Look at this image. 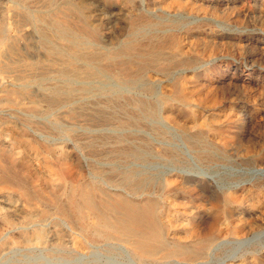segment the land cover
Segmentation results:
<instances>
[{"label": "rangeland", "instance_id": "374dc122", "mask_svg": "<svg viewBox=\"0 0 264 264\" xmlns=\"http://www.w3.org/2000/svg\"><path fill=\"white\" fill-rule=\"evenodd\" d=\"M0 176V264H173L120 250L104 227L122 221L119 194L154 201L170 242L222 243L193 264H264V0H0ZM183 209L193 236L171 239L166 216Z\"/></svg>", "mask_w": 264, "mask_h": 264}, {"label": "bare ground", "instance_id": "6f19581e", "mask_svg": "<svg viewBox=\"0 0 264 264\" xmlns=\"http://www.w3.org/2000/svg\"><path fill=\"white\" fill-rule=\"evenodd\" d=\"M40 1V0H39ZM54 1V0H53ZM91 1V0H90ZM159 1V0H158ZM37 3V2H36ZM176 3V2H175ZM13 4V3H12ZM29 4V3H28ZM101 4V2H100ZM103 4V3H102ZM98 5V4H97ZM17 6H20V5H17ZM41 6V4H40ZM68 6V5H67ZM23 7V6H22ZM43 7V6H42ZM52 7V6H51ZM72 7V6H71ZM111 7V6H110ZM181 7V6H180ZM21 8V6H20ZM175 8V7H174ZM190 8V7H188ZM50 9V8H49ZM76 9V8H75ZM111 9V8H110ZM158 9V8H157ZM160 9V8H159ZM168 9V8H167ZM103 10V8H102ZM105 10V8H104ZM170 10V9H168ZM191 10V9H189ZM34 11V10H33ZM37 11V10H36ZM52 11V10H51ZM172 11V10H171ZM187 11V10H186ZM92 12V11H91ZM164 12V11H163ZM173 12V11H172ZM176 12V11H175ZM183 13V12H182ZM185 13V12H184ZM174 14V13H173ZM193 14V13H192ZM20 15V14H19ZM82 15V14H81ZM164 15V14H163ZM185 15V14H183ZM190 15V13H189ZM155 16V14H154ZM162 16V15H161ZM178 16V15H177ZM9 17V16H8ZM153 17V16H152ZM181 17V16H180ZM13 18V17H12ZM88 18V17H87ZM160 18V17H159ZM164 18V17H163ZM172 18V17H171ZM177 18V17H176ZM16 19V18H15ZM20 19V18H19ZM39 19V18H38ZM90 19V18H89ZM169 19V18H168ZM174 19V17H173ZM25 20V19H23ZM22 20V21H23ZM91 20V19H90ZM140 20V19H139ZM146 19H144L143 21H145ZM170 20V19H169ZM11 21V20H10ZM13 21V20H12ZM176 21V20H175ZM174 21V22H175ZM26 22V21H25ZM41 22V21H40ZM108 22V21H107ZM140 22V21H139ZM138 22V23H139ZM152 22V21H151ZM163 22V21H162ZM161 22V23H162ZM16 23V22H15ZM30 23V22H29ZM137 23V22H135ZM160 23V22H159ZM11 24V23H10ZM28 24V23H27ZM31 24V23H30ZM46 24V23H45ZM126 24V23H125ZM157 24V23H156ZM163 24V23H162ZM172 24V23H171ZM106 25V24H105ZM181 25V24H180ZM28 26V25H26ZM151 26V25H150ZM50 27V26H49ZM93 27V26H92ZM157 27V26H156ZM127 28V27H126ZM143 28V27H142ZM152 28V27H151ZM168 28V27H167ZM25 29V28H24ZM70 29V28H69ZM93 29V28H92ZM175 30V29H174ZM137 31V30H135ZM143 31V29H142ZM151 31V30H150ZM23 32V31H22ZM35 32V31H33ZM63 32V31H62ZM166 32V31H165ZM36 33H37V30H36ZM42 33V32H41ZM55 33V32H54ZM139 33V32H138ZM19 34V33H18ZM161 34V33H160ZM70 35V34H69ZM129 35V34H128ZM133 35V34H132ZM145 35V34H144ZM42 36L44 37V35L42 34ZM80 36V34H79ZM59 37V36H58ZM63 37H68V34L66 33H63ZM39 38V37H38ZM47 38V37H46ZM88 38V37H87ZM147 38V37H146ZM155 39V38H154ZM49 40V39H48ZM145 40V39H144ZM167 40V39H166ZM169 40V39H168ZM185 40V39H184ZM37 41V40H36ZM69 41V40H68ZM75 41V40H74ZM123 41V40H122ZM148 41V40H147ZM164 42V40H163ZM73 43V42H72ZM87 43V42H86ZM171 44V43H170ZM206 44V43H205ZM142 45V44H141ZM162 45V44H161ZM169 45V44H168ZM181 45V44H180ZM186 45V44H185ZM184 45V46H185ZM2 46V44H1ZM80 46V45H79ZM139 46V45H138ZM141 47V46H140ZM150 47V46H149ZM160 47V46H159ZM187 47V46H186ZM185 47V48H186ZM26 48V47H25ZM46 48V47H45ZM90 48V47H89ZM144 48V47H143ZM142 48V50H143ZM156 48V47H155ZM159 49V48H158ZM197 49V48H196ZM59 50V48H58ZM138 50V49H137ZM170 50V49H169ZM6 51V50H5ZM47 51V50H46ZM109 51V50H108ZM147 51V49H146ZM172 51V50H171ZM16 52V51H15ZM51 54H53L54 52V49H51L49 51ZM39 53V52H38ZM175 53V52H174ZM28 54V52H27ZM25 55V54H24ZM45 55V54H44ZM193 55V53H192ZM178 56V55H177ZM191 56V55H189ZM117 59V58H116ZM126 59V58H125ZM33 60V59H32ZM100 62V61H99ZM77 63V62H76ZM117 63V62H116ZM110 64V63H109ZM22 65V63H21ZM25 65V64H24ZM92 65V64H91ZM55 66V65H54ZM66 66V65H65ZM42 67V66H41ZM67 67V66H66ZM98 67V66H97ZM4 68V67H3ZM56 68V67H55ZM61 68V66L59 67ZM99 68V67H98ZM138 69V68H137ZM70 70V69H69ZM179 71V70H178ZM104 72V71H103ZM127 72V71H126ZM176 72V71H175ZM43 73V72H42ZM48 73V72H47ZM3 74V73H2ZM8 74V73H7ZM37 74V73H36ZM161 74V73H160ZM168 74V73H167ZM176 74V73H175ZM4 75V74H3ZM156 75V74H155ZM171 75V74H170ZM106 76V75H105ZM103 76V77H105ZM110 76V75H109ZM120 76V75H119ZM142 76V75H141ZM165 76V75H164ZM8 77V76H7ZM19 77V75H18ZM108 77V76H107ZM197 77V76H196ZM6 78V77H5ZM9 78V77H8ZM140 78V77H139ZM171 78V77H170ZM3 79V78H2ZM31 79V78H30ZM68 79V78H67ZM152 79V78H151ZM169 79V78H168ZM185 78H183V81H184ZM24 80V79H23ZM41 80V79H40ZM43 80V78H42ZM56 80V79H55ZM60 80V79H59ZM187 80V79H185ZM4 81V80H3ZM49 81V80H48ZM57 81V80H56ZM61 81V80H60ZM66 81H69V80H66ZM96 80H94L95 82ZM165 81V80H164ZM171 81V80H170ZM169 81V82H170ZM190 81V80H189ZM47 83V82H46ZM63 83V82H62ZM163 83V81H162ZM161 83V84H162ZM187 83V82H186ZM71 84V82L69 83ZM84 84V83H83ZM170 84V83H169ZM6 85V84H5ZM11 85V83H10ZM17 85V83H16ZM33 85V84H32ZM38 86V84H36ZM158 85V84H156ZM171 85V84H170ZM198 85V83H197ZM3 86V85H1ZM9 86V85H8ZM24 86V85H23ZM49 86V85H47ZM70 86V85H69ZM73 86V85H72ZM169 86V85H168ZM18 87V86H17ZM25 87V86H24ZM160 87V86H159ZM8 89L10 87H7ZM40 88V86H39ZM186 88V87H184ZM190 88V87H189ZM27 88L24 89V91L22 92H25ZM45 89L46 86H45ZM77 89V88H76ZM166 89V88H165ZM187 89V88H186ZM204 89V88H203ZM5 90V88H4ZM7 90V89H6ZM16 90V89H15ZM13 90V91H15ZM39 90V89H38ZM37 90V91H38ZM73 90V89H72ZM8 91V90H7ZM156 91V90H155ZM204 91V90H203ZM51 92V91H49ZM77 92V91H76ZM177 92V91H176ZM189 92V91H188ZM12 93V92H11ZM19 93V92H18ZM64 93V92H63ZM211 93V92H210ZM21 94V93H20ZM33 94V93H32ZM41 94V93H40ZM59 94V92H58ZM113 94V93H112ZM111 94V95H112ZM159 94V92H158ZM180 94V93H179ZM196 94V93H195ZM18 95V94H17ZM16 95V96H17ZM27 95V94H26ZM39 95V94H38ZM154 95V94H153ZM19 96V95H18ZM21 96V95H20ZM23 96V95H22ZM48 96V95H47ZM184 96V95H183ZM4 97V96H3ZM25 97V96H24ZM192 97V96H191ZM14 98V97H13ZM21 98V97H20ZM35 98V97H34ZM46 98V97H44ZM6 99V98H5ZM18 99V98H17ZM23 99V97H22ZM53 99V98H52ZM9 100V98H8ZM16 100V99H14ZM21 100V99H20ZM42 100V99H41ZM46 100V99H45ZM51 100V99H50ZM10 101H11V96H10ZM9 101V102H10ZM34 101V100H33ZM32 101V102H33ZM197 101V100H196ZM206 101V100H205ZM20 102V101H18ZM22 102V101H21ZM20 102V103H21ZM49 103V101H46ZM51 102V101H50ZM133 102V101H132ZM17 103V102H16ZM19 103V104H20ZM23 103V102H22ZM30 103V101L28 102ZM40 103V102H39ZM44 103V102H43ZM126 103V102H125ZM207 103V102H206ZM50 104V103H49ZM48 104V105H49ZM52 104V103H51ZM197 104V103H196ZM42 105V104H40ZM163 105V104H162ZM171 105V104H170ZM194 105V104H193ZM174 106V105H172ZM181 106V105H180ZM199 106V105H198ZM51 107V106H50ZM117 107V106H116ZM82 108V107H81ZM95 108V107H94ZM175 108V107H174ZM193 108V107H192ZM206 108V107H205ZM208 108V107H207ZM159 109H160V106H159ZM173 109V108H172ZM178 109V108H177ZM184 109V108H182ZM180 108V110H182ZM210 109V108H209ZM211 110V109H210ZM19 111V110H18ZM78 111H81V110H78ZM84 112V110H82ZM160 111V110H159ZM162 111V109H161ZM185 111V110H184ZM192 111V110H191ZM195 111V110H194ZM192 111V112H194ZM198 111V110H197ZM196 111V114H198ZM200 111V110H199ZM23 112V111H22ZM83 112H81V114H83ZM86 112V111H85ZM91 112V111H90ZM94 112V111H93ZM140 112V111H139ZM174 113V112H173ZM85 114V113H84ZM119 114V112H118ZM67 115V114H66ZM69 115V114H68ZM91 115H93L91 113ZM98 115V114H96ZM179 115V114H178ZM181 115V114H180ZM190 116H192L190 114ZM85 117V116H84ZM173 117V116H172ZM171 117V118H172ZM77 118V117H76ZM101 118V117H100ZM180 118V117H179ZM193 118V117H192ZM94 119V118H93ZM81 120V119H80ZM88 120V118H87ZM106 120V119H104ZM103 120V121H104ZM192 120V119H191ZM195 120V119H194ZM114 121V120H113ZM183 121V120H182ZM92 122V121H91ZM116 122V121H115ZM114 122V123H115ZM166 122V121H165ZM190 122V121H189ZM182 123V122H181ZM197 123V122H196ZM169 124V123H168ZM191 124V123H190ZM195 124V123H194ZM129 125V124H128ZM217 125V124H216ZM182 126V125H181ZM212 126V125H211ZM223 126V124H222ZM171 127V126H170ZM224 127V126H223ZM199 128V127H198ZM197 129V128H196ZM204 129V128H203ZM202 130V129H201ZM206 130V129H205ZM207 131V130H206ZM212 131V130H211ZM213 132V131H212ZM223 132V131H222ZM205 133V132H204ZM216 133V132H215ZM203 134V133H202ZM213 137V136H212ZM215 137V136H214ZM138 138V137H137ZM139 139V138H138ZM217 139V138H216ZM129 142V141H127ZM40 145V144H39ZM128 145V144H127ZM72 148V147H71ZM123 148V147H122ZM66 149V148H65ZM64 149V151H65ZM70 149V148H69ZM81 149V148H80ZM67 150V149H66ZM104 150V149H103ZM112 150V149H111ZM5 151V150H4ZM63 151V152H64ZM109 151V150H107ZM68 152V151H67ZM66 152V153H67ZM69 154V153H68ZM61 157V156H60ZM64 158V157H63ZM21 161V160H20ZM7 162V161H6ZM17 162V161H16ZM8 163V162H7ZM10 164H8L9 166ZM55 165V164H54ZM11 166V165H10ZM9 166V167H10ZM25 166V165H24ZM23 166V167H24ZM30 166V165H29ZM16 168V167H15ZM25 168V167H24ZM10 169V168H9ZM11 170V169H10ZM30 170V168H29ZM4 171V170H3ZM14 171V170H13ZM27 171V170H26ZM22 172V171H21ZM29 172V171H28ZM16 174V173H15ZM18 174V173H17ZM2 175V174H1ZM23 175V174H22ZM173 177L174 175L176 177H178V174H172ZM3 176V175H2ZM7 176V175H6ZM12 176V175H11ZM18 176V175H17ZM29 176V175H28ZM1 177V176H0ZM6 178V177H5ZM10 178V177H9ZM172 178V177H171ZM1 179V178H0ZM13 179V178H11ZM21 179V178H20ZM87 179V178H86ZM180 179V178H179ZM8 181V180H7ZM10 181V180H9ZM15 181V180H14ZM13 181V182H14ZM20 181V180H19ZM87 181V180H86ZM175 181V180H174ZM11 182V181H10ZM18 182V181H17ZM25 182V181H24ZM23 182V183H24ZM19 183V182H18ZM26 183V182H25ZM167 184L170 185L169 182H166ZM13 184V183H12ZM29 184V183H28ZM80 184V182L78 183ZM85 184V183H84ZM15 185V184H14ZM20 185V184H19ZM22 185V184H21ZM26 185V184H25ZM31 185V184H30ZM29 185V186H30ZM165 185V184H164ZM168 185V186H169ZM16 186V185H15ZM54 186V185H53ZM61 186V185H60ZM89 186V185H88ZM26 187V186H25ZM28 187V186H27ZM78 187V186H77ZM84 187V186H83ZM93 187V186H91ZM31 188V187H30ZM64 189V187H62ZM70 188V187H68ZM28 189V188H27ZM78 189V188H77ZM76 189V190H77ZM67 190V188H66ZM65 190V191H66ZM101 190V188H100ZM10 191V190H9ZM80 191V190H79ZM104 191V190H103ZM33 192V191H32ZM56 191H54L55 193ZM107 192V191H106ZM240 192V191H239ZM15 193V191L13 192ZM31 193V192H30ZM171 193V192H170ZM237 193V192H236ZM258 193V192H257ZM261 193V192H260ZM39 194V193H38ZM59 194V193H58ZM96 194V193H95ZM109 196L110 193H108ZM118 194V193H117ZM174 194V193H173ZM238 194V193H237ZM40 195V194H39ZM125 195V194H124ZM122 194H119L118 195V204L116 205L115 208H113L116 211H120L122 214V221H117V223H111L109 222V219L108 217H106L105 219L107 220V222L105 223L104 227L107 229V230H114L117 232L118 234V237H117V240L118 242L121 244L120 246V250L122 252H124L125 254H130V252H132L134 254V256H136L137 258L139 259H143V260H146V259H150V258H154L157 257V256H160L162 253L164 254V258L165 259H171L173 264H193L195 261L199 260V259H202V258H205V257H210V256H213V253L214 251H216L220 245H222V243H220L219 245H217V239H214V238H211V239H208V240H205L206 243L208 244L207 245V248H195V247H189V246H185V245H182L180 243H177V242H170L167 240V238L165 237V235H163L164 233H162V230H163V227L161 226V223H160V217H159V214H160V211L158 209V206L156 205V203L154 201H149L147 204H140V203H137V201L135 202L134 200H130V199H127L126 196H124ZM31 196V195H30ZM42 196V195H41ZM55 196V195H54ZM108 196V195H107ZM263 196V195H262ZM59 197V196H57ZM170 197V195H169ZM174 197V196H172ZM231 197V196H229ZM258 197V196H257ZM264 197V196H263ZM56 198V197H55ZM63 198V197H62ZM74 191H70L69 194L66 195V200H61V199H56L55 201V206H54V209L52 211V213L50 215H55L57 216L56 219H60L62 220L60 217H65L63 220L65 222L67 218L66 214L68 213V210H67V205L70 204L72 205V201H74ZM178 198V197H177ZM176 198V199H177ZM43 199H44V196H43ZM81 199H82V202L85 204V206L87 207V209L89 210H92L96 213H99L100 212V207L98 206L99 204L96 202L95 200V197H94V193L92 192V190L90 188H84V190L81 192ZM151 199V198H149ZM231 199V198H230ZM262 199V198H261ZM36 200V199H35ZM155 200V199H153ZM255 200H258V199H255ZM254 200V201H255ZM80 201V200H79ZM104 201V200H103ZM109 201V200H108ZM107 201V202H108ZM139 201V200H138ZM170 201V200H169ZM253 201V203H254ZM260 201V199H259ZM35 202V201H34ZM39 202V201H38ZM141 202V201H140ZM174 202V201H173ZM262 202V201H261ZM162 203V202H161ZM171 203V202H170ZM181 203H183L181 201ZM258 203V202H257ZM111 204V203H110ZM251 204V203H250ZM260 204V202H259ZM36 205V204H35ZM49 205V204H48ZM240 205V204H239ZM256 205V204H255ZM254 205V206H255ZM34 206V204H33ZM40 206V205H39ZM38 206V207H39ZM250 206V205H249ZM259 206V205H258ZM262 206V205H261ZM42 207V206H41ZM186 207V206H185ZM256 207V206H255ZM71 208V207H69ZM162 208V207H161ZM189 208V207H188ZM251 208V207H250ZM41 209V208H40ZM43 209V207H42ZM41 209V210H42ZM111 209V208H110ZM253 209V207H252ZM258 209V208H257ZM74 210V209H73ZM191 210V209H190ZM212 210V209H210ZM112 211V209H111ZM227 211V210H225ZM35 212V211H34ZM119 212V214H120ZM166 212V211H165ZM206 212V211H205ZM246 212V211H245ZM253 212V211H252ZM75 213V211H74ZM106 213V212H105ZM118 213V212H117ZM226 213V212H225ZM262 213V211H261ZM78 214V213H77ZM217 214V213H216ZM224 214V213H223ZM247 214V213H246ZM2 215V214H1ZM39 215V214H38ZM107 215V214H106ZM105 215V216H106ZM112 215V214H110ZM167 215V214H166ZM211 215V214H210ZM214 214H212V217H213ZM259 215V214H258ZM261 215V214H260ZM104 216V217H105ZM113 216V215H112ZM256 216V214H255ZM73 217V215H72ZM78 217V216H77ZM117 217V216H116ZM121 217V216H120ZM261 217V216H259ZM48 218V217H47ZM225 218V217H224ZM84 219V218H83ZM214 219V218H213ZM221 219V218H220ZM219 219V220H220ZM5 220V219H4ZM116 220V219H115ZM226 220V219H225ZM78 221V220H77ZM112 221V220H111ZM163 221V220H162ZM228 221V220H227ZM226 221V222H227ZM262 221V220H261ZM76 222V221H75ZM6 223V221H5ZM225 223V222H224ZM253 223V222H252ZM262 223V222H261ZM68 224V227L70 231L74 232V231H80V232H92L93 235H99L101 236L102 235V232L101 230L98 228V226H94L93 228V231H90L88 229H85V228H79V230H77L78 228H76L75 226H72V225H69ZM78 224V223H77ZM166 224H167V227L169 229L170 232H172L170 235H171V239H176L178 238L179 236L182 237V233H184L186 235V237H192L193 235V232L196 228L195 226V218L194 216L192 215V212L189 211V210H182V211H177L176 213H174V211H171L167 216H166ZM220 224V223H219ZM227 224V223H226ZM230 224V223H229ZM232 224V223H231ZM230 224V225H231ZM258 224V223H257ZM58 225V223L56 224ZM75 225V224H74ZM79 225V224H78ZM76 225V226H78ZM223 225V224H221ZM225 225V224H224ZM233 225V224H232ZM251 225V224H250ZM213 227V226H212ZM216 225L214 226V229H215ZM224 227V226H222ZM230 227V226H229ZM245 227V226H244ZM220 229V228H219ZM224 229V228H223ZM239 229V228H238ZM246 229V228H245ZM252 229V228H251ZM172 230V231H171ZM209 230V229H208ZM213 230V229H211ZM210 230V231H211ZM230 230V229H229ZM233 230V229H232ZM104 231V229H103ZM180 231H182L181 233H179ZM226 231V230H225ZM231 231V230H230ZM246 231V230H245ZM40 234H42L43 232L42 231H39ZM212 232V231H211ZM210 232V233H211ZM220 232V231H219ZM234 233V232H233ZM244 233V232H243ZM264 233V232H263ZM112 234V233H111ZM168 234V235H169ZM218 234V233H217ZM220 234V233H219ZM227 234V233H226ZM241 234V233H240ZM22 235V233H21ZM37 235V234H36ZM35 235V236H36ZM79 235V234H77ZM215 235V234H213ZM258 235V234H257ZM260 235V234H259ZM261 235H263L261 233ZM260 235V236H261ZM26 236V235H25ZM110 237V235H109ZM112 237V236H111ZM110 237V238H111ZM24 238V236H23ZM38 239L36 241H40L41 238L40 237H37ZM79 237L77 236L76 240L74 241V244L77 245L78 244V239ZM170 238V237H169ZM112 239H114L112 237ZM189 239V238H188ZM203 239V238H202ZM32 240V239H31ZM35 240V239H34ZM116 240V239H114ZM26 241H29L26 240ZM33 242V241H32ZM80 242V240H79ZM183 242V241H182ZM245 242V241H244ZM243 242V243H244ZM238 243V242H237ZM215 244V245H214ZM239 245V243H238ZM81 246V245H80ZM206 246V245H204ZM203 247V245H202ZM237 253H235L233 256H228V257H225V258H222V259H219L216 264H229L231 261H236V259L239 257L236 255ZM131 255V254H130ZM85 258V257H84ZM82 258V259H84ZM187 259L188 261L186 262H183V261H179V259ZM43 259V258H42ZM45 259V258H44ZM111 259H108L105 263L103 264H110L113 262V264H131V263H122V262H119L118 260H113V261H110ZM156 261V260H155ZM79 262H81L80 264H87L86 261L84 260H81L79 259ZM241 262V261H240ZM54 264L52 261H46L45 260V263L44 264ZM98 263V262H97ZM102 263V262H100ZM133 263V262H132ZM244 263V262H243ZM242 263V264H243ZM57 264H64V263H57ZM171 264V263H170ZM198 264H207V263H198ZM245 264V263H244Z\"/></svg>", "mask_w": 264, "mask_h": 264}]
</instances>
